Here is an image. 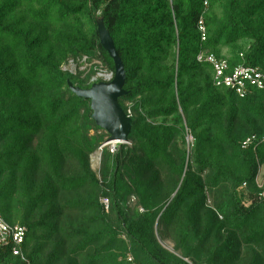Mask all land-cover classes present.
Masks as SVG:
<instances>
[{"label":"trees","instance_id":"1","mask_svg":"<svg viewBox=\"0 0 264 264\" xmlns=\"http://www.w3.org/2000/svg\"><path fill=\"white\" fill-rule=\"evenodd\" d=\"M208 1L0 0V215L28 230V264H264V89L241 98L198 61L264 73V0ZM100 19L133 131L98 174L110 135L69 81L115 73Z\"/></svg>","mask_w":264,"mask_h":264},{"label":"water","instance_id":"2","mask_svg":"<svg viewBox=\"0 0 264 264\" xmlns=\"http://www.w3.org/2000/svg\"><path fill=\"white\" fill-rule=\"evenodd\" d=\"M98 28L101 45L115 62V78L110 83L95 84L89 90L76 87L71 81L69 87L79 98L91 102L93 120L110 135L107 143H127L133 131V120L119 102L129 95L125 90V66L103 19L98 21Z\"/></svg>","mask_w":264,"mask_h":264},{"label":"built area","instance_id":"3","mask_svg":"<svg viewBox=\"0 0 264 264\" xmlns=\"http://www.w3.org/2000/svg\"><path fill=\"white\" fill-rule=\"evenodd\" d=\"M206 6H209V1L204 0ZM203 33V41L206 40V29L201 26ZM199 62H207L212 65L215 73V84L218 87H226L236 91L241 98L247 96V86L264 89V73L258 69L238 67L231 73H228L229 66L227 62L219 60L214 55H200ZM107 73L99 75L93 79L94 83L98 82V79H104L109 82L112 80V75L107 76ZM116 149L113 150L115 152ZM262 190L261 198L264 200V182L259 184ZM106 205H109L108 201H105ZM28 230L25 227L17 226L13 227L6 222V220L0 215V249L8 248L11 250L14 257L19 258L23 263L28 264V259L25 255L24 245L26 243Z\"/></svg>","mask_w":264,"mask_h":264},{"label":"rangeland","instance_id":"4","mask_svg":"<svg viewBox=\"0 0 264 264\" xmlns=\"http://www.w3.org/2000/svg\"><path fill=\"white\" fill-rule=\"evenodd\" d=\"M65 71H68V72H71V73H74V74H77V66L75 63H70L69 65H67L65 68H64ZM104 73H107L103 70L102 74ZM107 75L108 77L111 76V74L107 73L105 74ZM108 142V141H107ZM107 142L105 143V145H103L100 150L95 153L92 157H91V167H92V170L98 174H100V171H101V167H102V160H103V150L104 148L106 147H109L111 149V152L113 153V150L114 149H117V147L120 145H116V144H113V143H108ZM101 155V156H100ZM260 181H262L264 179V167L262 168L261 172H260ZM213 200H210V203H212ZM163 245L165 244V246L171 250H173L175 248V241L172 240H168L166 241L165 243L161 242Z\"/></svg>","mask_w":264,"mask_h":264},{"label":"clouds","instance_id":"5","mask_svg":"<svg viewBox=\"0 0 264 264\" xmlns=\"http://www.w3.org/2000/svg\"><path fill=\"white\" fill-rule=\"evenodd\" d=\"M202 55V54H201ZM113 77H112V80L111 81H113L114 80V78H115V73L114 74H111ZM111 81H109V82H106V81H104V82H101V83H110ZM95 84H99L98 82L97 83H95ZM94 84V85H95ZM128 115V114H127ZM129 117H131V112H129V115H128ZM193 138L192 137H188V143L189 144H192L193 143ZM108 144V143H107ZM114 144V143H113ZM115 144H116V142H115ZM118 144H120V145H130V143L129 142H127V143H125V142H120V143H117L116 145H118ZM262 170V169H261ZM260 175V174H259ZM257 182H258V184H261V183H263L264 182V179L262 180V181H260V177H258V180H257Z\"/></svg>","mask_w":264,"mask_h":264},{"label":"bare ground","instance_id":"6","mask_svg":"<svg viewBox=\"0 0 264 264\" xmlns=\"http://www.w3.org/2000/svg\"><path fill=\"white\" fill-rule=\"evenodd\" d=\"M127 113H128V112H127ZM127 113H126V114H127ZM117 143H120V142H116V144H117ZM114 144H115V143H114ZM100 156H101V155H100Z\"/></svg>","mask_w":264,"mask_h":264}]
</instances>
